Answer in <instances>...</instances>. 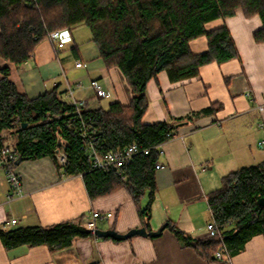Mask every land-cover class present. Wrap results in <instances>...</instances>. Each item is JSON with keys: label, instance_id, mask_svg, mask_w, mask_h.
Listing matches in <instances>:
<instances>
[{"label": "crops", "instance_id": "crops-1", "mask_svg": "<svg viewBox=\"0 0 264 264\" xmlns=\"http://www.w3.org/2000/svg\"><path fill=\"white\" fill-rule=\"evenodd\" d=\"M222 26L229 29L239 58L204 65L197 77L176 83L162 71L148 83L149 107L144 123L171 121L176 122L177 129L161 146L159 161L165 168L155 169L156 191L147 227L125 188L91 200L82 176H66L49 157L15 166L22 178L23 196L6 204L10 185L0 168V228L12 219L18 222L9 227L84 222L90 212L99 211L111 218L99 221L97 229L125 234L137 228H162L161 234L117 242L78 238L70 247L56 252L46 246L28 245L8 250L0 239V264H264L263 235L249 239L240 252L230 254V261L209 262L171 227L184 236L206 239V225L212 220L209 194L221 187L227 174L264 161V146L258 145L264 141V109L259 110L264 105V42L254 39L262 20L259 15L246 17L242 9H237L233 17L215 20L207 29ZM59 32L62 48L46 38L21 66L0 57V78L2 70L9 68V79L29 98L55 88L65 94L71 87L76 99L85 101L87 110L108 109L115 102L129 106L133 98L130 86L120 69L106 67L89 27L79 24ZM190 47L195 54L206 52L208 40L205 36L197 38ZM78 61L84 66L76 67ZM93 82H99L109 96L96 98ZM209 107L215 111L197 115ZM188 116L193 118L178 123ZM148 200L146 194L140 207H145Z\"/></svg>", "mask_w": 264, "mask_h": 264}, {"label": "trees", "instance_id": "trees-1", "mask_svg": "<svg viewBox=\"0 0 264 264\" xmlns=\"http://www.w3.org/2000/svg\"><path fill=\"white\" fill-rule=\"evenodd\" d=\"M237 9L246 17L260 16L263 26L254 33V39L263 43L264 0H0L2 59L21 66L49 33L85 24L106 67L120 69L133 95L129 106L115 102L108 109H83L78 114L74 106L61 99L64 93L56 92L57 88L37 98L20 93L9 79L10 69L4 68L0 78V146L7 139L3 133L11 131V146L18 159H53L66 176H82L91 200L125 188L147 227L156 191L155 167L160 159L156 147L177 129L176 122L171 121L144 123L149 107L148 83L162 71L176 83L197 77L204 65L239 58L226 26L207 29L215 20L233 17ZM203 36L209 49L193 53L190 43ZM214 111L209 107L197 115ZM90 141L101 155L133 144L149 153H140L119 168L98 170L85 151ZM58 150L67 155L63 167L57 161ZM146 194L148 203L140 207ZM261 196L264 161L227 174L221 187L209 194V207L220 228L216 237L193 239L171 227L202 258L223 262L215 257L222 242L229 254H235L253 236H264V207L258 204ZM78 238H96L82 220L0 228V239L8 250L28 245L46 246L56 252Z\"/></svg>", "mask_w": 264, "mask_h": 264}, {"label": "built area", "instance_id": "built-area-1", "mask_svg": "<svg viewBox=\"0 0 264 264\" xmlns=\"http://www.w3.org/2000/svg\"><path fill=\"white\" fill-rule=\"evenodd\" d=\"M60 32L54 31L48 34L47 39L55 44L58 48L63 47V43L58 41ZM84 63L78 61L76 63V67H83ZM93 89L95 91L96 98H107L109 96V93L104 89V87L99 82H93L92 84ZM246 95L250 96L251 92L247 91ZM63 101L71 104L74 106L77 110V113L79 114L81 110L85 109V101L78 100L75 97V91L73 88H69L64 96L61 98ZM264 105L259 106V110H263ZM86 123H84L85 125ZM173 137V136H172ZM172 137L170 139H172ZM259 147L263 148L264 141L259 142ZM162 144L158 145L156 148L159 150L160 156L163 154ZM85 151L88 153L89 158L92 161V166L94 169L98 170H110L111 168H119L121 166H124L126 164H129L132 159L140 154H148L149 150H140L138 146L135 144L129 145L124 149H119L116 151L109 152L107 154L101 155L97 152V150L94 148L93 142L90 141L87 145H85ZM18 160L17 155L13 151V147L9 144H4L0 146V168L3 169L4 174L7 178V182L10 185V191L8 192L6 196L5 203H11L12 201L20 198L23 196L22 191V178L19 173L15 170V163ZM57 161L58 164L63 167L65 166L67 162V155L65 152L60 151L59 154H57ZM165 166L162 162L158 161L156 164L155 169L161 170L164 169ZM212 213V212H211ZM111 215L109 214H103L99 211H92L90 212L86 218L83 224L86 225V227L94 233L97 229V225L99 221H108L110 220ZM16 219H12L10 222L6 223V226H14L17 224ZM206 231H207V237L208 238H214L220 233V228L218 224L215 222L212 216V220L208 222L206 225ZM225 254V255H224ZM215 257L218 260L228 262L231 260V255L228 253V250L226 248V245L224 242H222L220 249L216 252Z\"/></svg>", "mask_w": 264, "mask_h": 264}, {"label": "water", "instance_id": "water-1", "mask_svg": "<svg viewBox=\"0 0 264 264\" xmlns=\"http://www.w3.org/2000/svg\"><path fill=\"white\" fill-rule=\"evenodd\" d=\"M23 126H26L24 124ZM57 153L59 154L60 151L58 150ZM21 162H23L22 159H18L16 161V164L19 165ZM258 204L264 207V196L258 198ZM162 228L156 230V231H148L146 228H137V229H132L129 232L125 234H121L114 229H108V230H101V229H96L94 234L98 238H111L113 240L117 241H122V240H127L135 236H143V237H158L161 232Z\"/></svg>", "mask_w": 264, "mask_h": 264}, {"label": "rangeland", "instance_id": "rangeland-1", "mask_svg": "<svg viewBox=\"0 0 264 264\" xmlns=\"http://www.w3.org/2000/svg\"><path fill=\"white\" fill-rule=\"evenodd\" d=\"M6 136V141H5V144L7 143V144H9V143H11V142H9V140L10 139H13V138H11V134L9 133V134H7V135H5ZM16 164V163H15ZM16 170V169H15ZM17 172V171H16Z\"/></svg>", "mask_w": 264, "mask_h": 264}]
</instances>
